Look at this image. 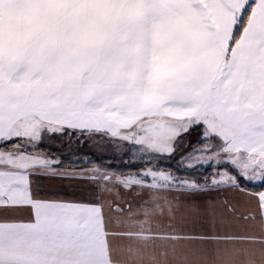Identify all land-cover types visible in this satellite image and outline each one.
I'll return each mask as SVG.
<instances>
[{
	"label": "snow or ice",
	"instance_id": "obj_1",
	"mask_svg": "<svg viewBox=\"0 0 264 264\" xmlns=\"http://www.w3.org/2000/svg\"><path fill=\"white\" fill-rule=\"evenodd\" d=\"M0 264H264V0H0Z\"/></svg>",
	"mask_w": 264,
	"mask_h": 264
},
{
	"label": "rangeland",
	"instance_id": "obj_2",
	"mask_svg": "<svg viewBox=\"0 0 264 264\" xmlns=\"http://www.w3.org/2000/svg\"><path fill=\"white\" fill-rule=\"evenodd\" d=\"M74 146H77V145H74ZM67 145H65V149H67ZM78 147V146H77ZM85 147H86V150H84L85 152H83L82 153V155H80V157H82L83 155H86V154H89L88 152H92V153H95V155L96 156H98V157H100L101 156V154L99 153V152H96V150H95V148H90V146L89 145H87V144H85ZM79 149L81 148V147H78ZM74 149V147L72 146V149H71V152L72 153H76V151H77V148H76V150H73ZM66 157L68 158V157H70V156H68V155H66ZM65 157V158H66ZM107 158V157H106ZM68 159H70V158H68ZM66 161H67V159H66ZM72 162V159H70L69 161H68V163H71ZM77 163H80L79 161H77ZM81 166H87V165H81Z\"/></svg>",
	"mask_w": 264,
	"mask_h": 264
},
{
	"label": "trees",
	"instance_id": "obj_3",
	"mask_svg": "<svg viewBox=\"0 0 264 264\" xmlns=\"http://www.w3.org/2000/svg\"><path fill=\"white\" fill-rule=\"evenodd\" d=\"M73 147H74L73 150H76V148H77L76 153H72L73 156H80V155H82L83 152H85L84 150H86L85 145H84L83 147H81L80 149H79L77 146H74V145H73ZM53 150L55 151V148H54ZM88 153H89V152H88ZM65 157H66V156H65ZM65 157H64L65 161H66V159H67L66 162H68L70 159H72V156L68 157V158H70V159H68L67 157L65 158ZM97 157H98V156H97Z\"/></svg>",
	"mask_w": 264,
	"mask_h": 264
}]
</instances>
